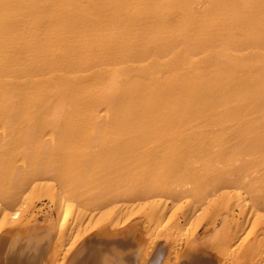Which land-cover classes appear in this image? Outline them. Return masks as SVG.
Returning <instances> with one entry per match:
<instances>
[{
  "label": "bare ground",
  "instance_id": "6f19581e",
  "mask_svg": "<svg viewBox=\"0 0 264 264\" xmlns=\"http://www.w3.org/2000/svg\"><path fill=\"white\" fill-rule=\"evenodd\" d=\"M0 264H264V0H0Z\"/></svg>",
  "mask_w": 264,
  "mask_h": 264
}]
</instances>
